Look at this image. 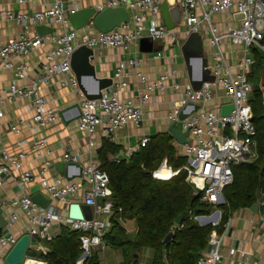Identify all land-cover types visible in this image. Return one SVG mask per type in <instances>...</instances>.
<instances>
[{"label": "built area", "instance_id": "1", "mask_svg": "<svg viewBox=\"0 0 264 264\" xmlns=\"http://www.w3.org/2000/svg\"><path fill=\"white\" fill-rule=\"evenodd\" d=\"M33 1L35 0H16L19 4H29ZM163 1L102 0L96 5V12L106 7L123 6L129 13L128 22L121 23L107 32L95 29L92 19H89L81 29L72 26L69 15L79 10L78 0H71L69 3L65 0H52L45 8L31 14L0 10V18L16 19L23 26V32L18 37L6 42L0 41V63L3 68H11L12 58L15 57L19 59L16 75L18 78H25L27 65L23 60L24 56L43 43L50 44L45 53L46 62L39 79L32 81L29 87L16 84L8 86L7 96L29 98L33 111L30 121L18 120V124H13L11 130L19 133L20 125L31 129L35 134L30 146L31 151L38 158L43 157L42 149L47 140L39 135L40 129L59 120V113L46 106V101L39 94L38 84L49 83L55 75H61L62 84L68 85L70 90L78 95L77 105L80 109L79 113L76 112L78 129L87 132L89 136L94 134L98 126L115 130L127 123L138 122L142 116L139 104L132 100H122L118 93V90L125 85L121 80L125 68L127 65L135 67L138 63L137 59L132 57L127 61L119 62L114 74L115 79L107 89L98 98L89 99L82 93L71 68L74 51L81 46L91 50L98 47L128 49L131 44H135L143 37H149L155 42L163 41L172 46L181 36L186 38L192 32L207 31V43L214 49L207 68L214 76V80L205 81L199 89L194 90L189 82L179 84L174 81L175 72L171 70L160 74L155 82L148 86V90L164 91L168 87L167 82L170 81L169 87L178 93V98L166 117L170 125H174L182 132H188L187 141L178 144L179 155L186 158V164L180 169L187 172L186 180L196 192L201 193V200L214 207L210 214L190 216L199 225L213 227L208 236L207 248L196 264H222L221 246L228 227V221H222L223 213L217 208L219 204L224 203L222 190L233 181L232 167L250 162L256 156L254 149L256 129L250 105L253 86L248 81L247 75L255 64L251 48L255 47L264 52V0H181L183 29L168 28L163 23L160 11ZM145 12L150 16L146 17ZM235 13L244 14L238 25L226 24L223 28H219L212 22V16L215 14H226L232 19ZM39 24L57 26L59 31L55 30L42 36L31 34L30 28ZM225 42L239 48L236 51L241 57L236 61L235 72L231 70V65L223 51L222 46ZM217 87L223 90L228 99L224 104H233L227 116L220 115V107L223 104L216 109L202 107L211 100L212 90ZM1 101L0 98V113ZM194 104H198L199 108L194 110ZM183 108L188 116L179 119V112ZM148 141L149 137H143L138 147H144ZM24 143L25 140H21L16 145L21 146ZM94 146L95 142L90 140L89 147ZM131 154L129 150L126 159ZM26 157L27 154L23 151L11 154L0 147V187L3 184L2 175L20 167ZM63 160L66 164L76 163L79 156L65 154ZM114 160L119 161L120 158L116 157ZM163 165H167L166 159L152 172L153 178L164 180L157 174ZM50 166H52L51 162L44 161L38 173L39 184L43 188L40 192L49 198L46 206L34 202L31 194L23 193L18 197L2 200L0 207L9 208L11 212L20 209L25 214L26 233L33 239L29 242V248L37 240L43 242L53 240L57 235L53 230L55 224L81 232L79 237L81 255L75 264H83L90 257L92 249L103 244V236L111 229L114 206L108 175L91 160L82 168L81 174L71 180L64 175L49 174ZM180 169L173 170L171 176ZM77 173L75 167L72 173L69 172L70 175ZM33 179L30 170L24 171L21 175V188L25 190ZM78 192H82L83 204L91 207L92 217L89 220L72 219L67 211L62 214L51 203L55 200L68 208L69 204L75 202L74 198ZM15 219L16 216L12 212L7 221L12 223ZM18 237L0 229V264H6L4 256ZM237 264H262V262L252 257Z\"/></svg>", "mask_w": 264, "mask_h": 264}, {"label": "crops", "instance_id": "2", "mask_svg": "<svg viewBox=\"0 0 264 264\" xmlns=\"http://www.w3.org/2000/svg\"><path fill=\"white\" fill-rule=\"evenodd\" d=\"M65 1L69 3L71 0ZM101 1L78 0L79 9L86 7L95 8ZM51 2L52 0H35L29 4H19L16 0H0V10L31 14L34 11L45 8ZM180 2L181 0L163 1L169 9L179 8L180 17L174 28L183 29ZM145 15L146 17L150 16L148 12H145ZM161 16L163 23H165L162 13ZM238 21L234 17L231 19L226 14H215L212 16V22L219 28H223L226 24L238 25ZM36 26L33 25L30 28L31 34L36 33ZM52 27L59 31V27ZM22 32L23 26L16 19L0 18L1 42L16 38ZM200 34L203 40L204 55L208 63L214 49L207 43V31L202 30ZM185 39L181 36L178 42L172 46L167 45L163 41H154V45L150 51L140 49V40L135 44H131L128 49H122L120 47H98L92 50L88 62L93 68L94 73L93 75L82 73L80 75L82 88L88 94H94L98 91L103 93L107 89V87H101V89L99 87L115 79L114 74L119 62L127 61L132 57L138 61L135 67L127 65L125 68L121 78L125 85L118 90V93L122 100H132L138 103L142 110V116L138 122L127 123L115 130H108L103 126H98L94 134L89 136L87 132L78 129L77 109L75 107L77 105L78 95L74 94L68 85L62 84L61 75L53 76L47 84H38L39 94L46 101V106L57 110L59 113V120L40 129L39 135L47 140L46 145L42 149V158H38L31 151L30 146L35 139V134L31 129L20 125L19 133L11 130V126L18 124V120L30 121L32 119L33 111L31 108V100L25 97L9 98L7 96V89L10 84L29 87L32 81L39 79L43 73V65L46 62L45 53L49 49L50 44L43 43L24 56L23 60L27 65L25 78H18L16 75L19 59L12 58L13 66L11 68H3L0 63V98L2 99L0 147L11 154H15L18 151H23L27 154V157L22 161L20 167L14 168L10 173L2 175L3 184L0 187V202L18 197L23 193L32 195L43 190L39 184L38 173L44 161L52 163V166L49 167V174L63 175L55 166L58 163L66 165V162L63 160L65 154L79 156L76 164L81 166V168L87 165L90 160L99 166L98 151L104 139L118 146L117 153L111 156V158L118 157L120 159H126L129 150H131L132 154L139 150L138 143L143 137L150 138L158 133L168 132L170 122L166 116L173 108L174 101L178 98V93L169 87L170 81L167 82L168 87L164 91L157 89L148 90V86L153 84L160 74L170 72L171 70L175 72L174 81L179 84L189 82L181 50ZM222 47L226 59L231 65V70L235 72L236 61L241 57L240 53L236 51L239 48L228 42H225ZM227 101L228 99L223 90L217 87L212 90L211 100L204 103L202 107L216 109L217 106ZM21 140H25V143L21 146L16 145ZM90 140L95 142L94 147H89ZM173 142L178 153L179 145L174 140ZM26 170H30L33 173L34 179L23 190L20 185L21 175ZM73 171L74 167L71 166L68 168V172L72 173ZM74 201L83 203L82 192L77 193ZM51 203L62 214L66 211L68 212V208H65L60 202L52 200ZM12 212L15 214L16 219L14 222L9 223L7 218ZM12 212L9 208H2V216L4 219L2 230L20 237L26 233L27 219L20 209H14ZM227 221L228 227L221 246L222 264H237L241 260L252 257L258 258L264 264V193L261 192V189L251 205L234 206L229 212ZM120 224L129 238L135 236L137 232L135 218H125L120 221ZM60 229L61 225L59 224H55L53 227L56 234H59ZM29 249L35 252L46 251L48 246L46 242L37 240ZM91 254L94 256L96 264H123L124 262L122 248L108 245L104 242L102 245L93 248ZM136 254L139 259L138 264H150L152 259L151 249L139 248L136 250ZM27 261L34 262L35 264H45L41 260L26 255L23 264H26Z\"/></svg>", "mask_w": 264, "mask_h": 264}, {"label": "trees", "instance_id": "3", "mask_svg": "<svg viewBox=\"0 0 264 264\" xmlns=\"http://www.w3.org/2000/svg\"><path fill=\"white\" fill-rule=\"evenodd\" d=\"M255 65L259 67L258 86L250 97L255 125V158L232 167L233 181L222 190L224 203L219 204L222 221L226 222L234 203L249 206L255 200L264 180V96L260 82L264 81V52L251 48ZM118 146L104 139L98 151L99 168L105 171L112 190L111 200L114 214L111 229L103 236V242L122 248L123 264H138L136 250H152L150 264H196L207 248L211 225H199L191 214H210L213 206L201 200L186 180L187 172L180 169L186 158L178 155L173 139L168 132L158 133L149 138L144 147L135 151L129 159L115 161L111 156ZM166 159L172 170L180 169L167 180L152 177ZM182 216L181 224L174 221ZM135 218L137 232L129 238L120 221ZM219 231L221 229H218ZM171 233L167 241L165 238ZM81 232L61 226L59 234L47 243L46 251L28 249L27 256L41 260L45 264H75L81 255ZM83 264H96L92 254Z\"/></svg>", "mask_w": 264, "mask_h": 264}, {"label": "water", "instance_id": "4", "mask_svg": "<svg viewBox=\"0 0 264 264\" xmlns=\"http://www.w3.org/2000/svg\"><path fill=\"white\" fill-rule=\"evenodd\" d=\"M160 11L163 15L166 26L168 28H174L179 21V17H180L179 8L176 7L174 9H169L168 6L165 3H163L160 6ZM233 17L236 20H240L244 17V14L235 13ZM89 19H92L93 26L95 29L102 32H107L113 29L114 27H118L119 25H121V23L128 22L129 13L127 9L123 6L106 7L99 12H96L95 8L93 7H86V8H80L76 12L69 15V21L75 29L83 28ZM35 30L39 36H42L47 33L54 32L55 29L53 27H49L44 24H39L35 27ZM139 44L141 50L150 51L154 45V41H152V39L149 37H143L140 39ZM181 50L186 65L188 81L194 90L199 89L203 82L205 81L212 82L214 80V76L211 75L210 70L207 68V59L204 55L203 40L200 32L190 33L183 42ZM91 54H92L91 49L85 46H81L74 51L71 58V68L76 75L81 90L83 89L80 83L81 73L87 75H93L94 73L93 68L90 66L88 62V58ZM196 72L197 74H195ZM110 84L111 81L106 82L104 86L100 85L99 88L100 89L101 87L106 88ZM260 87L262 90V96H264V81L260 82ZM82 91L83 94L89 99H96L101 95L99 91L94 94H88L84 89ZM75 107L79 113L80 109L78 105H76ZM198 108L199 105L194 104V110ZM232 108H233V104L231 103L223 104L220 107V115L221 116L229 115ZM183 110L184 108L179 112V119H184L185 117L188 116V113L184 112ZM168 133L171 136V138L174 141H176L178 144H183L187 141L186 137L188 135V132L187 131L182 132L178 128L174 127V125L169 126ZM71 166H74L78 170L77 174H71V175L69 174L68 168ZM55 167L60 173H63V175L68 180H71L76 176H79L82 170L81 166L72 162L67 163L66 165H64L63 163H58L56 164ZM261 192L264 193V180H262L261 182ZM31 199L41 206H46L49 203V198L46 197L41 192H36L32 194ZM234 206L236 207L237 204L234 203ZM68 216L72 219L81 220L85 218L89 220L92 217V210L89 205L79 202H74L69 204ZM181 220H182V216H178L174 221L175 225L177 226L180 225ZM3 224H4V219L2 216V209L0 207V229L3 227ZM170 235L171 233L168 234V236L165 238V241L168 240ZM30 241H33V239L30 238L28 233H24L20 237H18L16 242L11 246V248L5 254L4 256L5 263L23 264L26 257V252L29 249Z\"/></svg>", "mask_w": 264, "mask_h": 264}, {"label": "rangeland", "instance_id": "5", "mask_svg": "<svg viewBox=\"0 0 264 264\" xmlns=\"http://www.w3.org/2000/svg\"><path fill=\"white\" fill-rule=\"evenodd\" d=\"M259 77H260L259 67L254 64L251 67L250 73L247 75V79L254 87H256L258 86V83H259ZM217 208L219 209L220 207L217 206ZM213 210H214V207L212 208L211 212H213Z\"/></svg>", "mask_w": 264, "mask_h": 264}, {"label": "bare ground", "instance_id": "6", "mask_svg": "<svg viewBox=\"0 0 264 264\" xmlns=\"http://www.w3.org/2000/svg\"><path fill=\"white\" fill-rule=\"evenodd\" d=\"M169 170H168V169ZM172 171L173 170H171L167 165H163L161 168H160V170H159V172L157 173L161 178H164V179H166V178H169L170 176H171V174H172ZM26 264H35L34 262H30V261H27V263Z\"/></svg>", "mask_w": 264, "mask_h": 264}]
</instances>
